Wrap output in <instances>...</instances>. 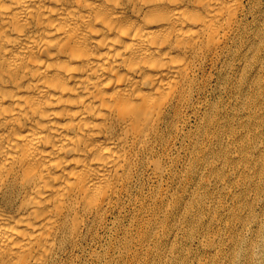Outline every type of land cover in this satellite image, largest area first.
<instances>
[{
  "label": "bare ground",
  "instance_id": "obj_1",
  "mask_svg": "<svg viewBox=\"0 0 264 264\" xmlns=\"http://www.w3.org/2000/svg\"><path fill=\"white\" fill-rule=\"evenodd\" d=\"M263 10L0 0V264H190L179 234L198 264H258L264 225L242 209L264 179ZM226 218L258 224L247 248Z\"/></svg>",
  "mask_w": 264,
  "mask_h": 264
},
{
  "label": "rangeland",
  "instance_id": "obj_2",
  "mask_svg": "<svg viewBox=\"0 0 264 264\" xmlns=\"http://www.w3.org/2000/svg\"><path fill=\"white\" fill-rule=\"evenodd\" d=\"M263 2H264V0H263ZM263 15H264V10H263ZM262 23H264V22H262ZM263 29H264V26H263ZM214 87H215V83H214V86L212 87V91H210L211 93H209V95L207 96V100H209L210 102H213V101L223 102V101L227 100V95H225V93H223V92L218 91ZM259 119H260L261 125H260V127H258V130L261 132V134H260L261 138L264 139V135H263L264 134V116L261 115ZM260 154L258 152H257V154H254L253 159H255V160L261 159V161L264 165V151L260 152ZM252 177H254V175ZM260 179L262 181L259 180L260 181L259 182L258 179H256L255 182L253 183V186H251L245 190V197H244L245 200L244 201H245L246 207H244L242 209L243 210L242 211V217H245L248 220L256 219V221L258 223L260 221V223L262 225H264V179L262 178V176L260 177ZM204 180H205V178H202V181H204ZM208 191L213 194V197L217 201L218 205H221L222 203H225V204L230 203L229 200L225 199L221 193H218V192L215 193L210 188H208ZM232 208H234V204L232 205ZM216 217H217V215L215 214L213 219H215ZM213 219H206V221H205L206 223L204 225V228H206V229L208 228L207 231L210 233L217 231V229H218L215 222L214 223L212 222ZM227 222H228V218L223 219V223L226 224V229H225V231H223V235H224L223 238L225 239L226 237H231V238L242 237V239H243L242 248L243 249L247 248V246H246L247 243H245V241H248L249 239L252 238V236L255 234V232L259 228L258 224L254 223L255 224L254 225L253 223H251V225H253V227L250 226V231H248L247 228H245V226L244 227L242 226V228H241V225H239L238 223H234V222L228 223L229 224V227H228ZM193 225L194 224L192 223V218H188L186 220V222L184 223V228L189 229ZM182 233H183V231H182ZM170 243L171 242H168L169 245H170ZM192 243L193 242H191V241H185L184 236L182 234H179L178 237L176 238L175 242H173V245L175 246V250H174L172 256L173 257H175V256L183 257L185 254V249H190V252L192 254H190V256H189L190 257L188 259L189 263L190 264H198V262L200 260H204L207 256L203 250H200V249L197 250L195 248V245L194 244L192 245ZM223 244H226V241H224ZM258 253H259V251H258ZM256 257L258 258L257 259L258 264H264V259H263L264 257H262V255H260V253L258 255H256ZM121 264H124V263H121ZM125 264H128V263H125Z\"/></svg>",
  "mask_w": 264,
  "mask_h": 264
}]
</instances>
